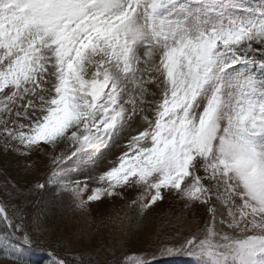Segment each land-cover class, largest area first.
I'll list each match as a JSON object with an SVG mask.
<instances>
[{
	"label": "snow or ice",
	"instance_id": "obj_1",
	"mask_svg": "<svg viewBox=\"0 0 264 264\" xmlns=\"http://www.w3.org/2000/svg\"><path fill=\"white\" fill-rule=\"evenodd\" d=\"M0 137L5 154L49 158L43 182L0 185L17 264L49 242L51 207L86 217L130 192L108 243L57 240L67 255L50 264H264V0H0ZM170 198L179 214L144 222ZM137 230L147 250L125 255Z\"/></svg>",
	"mask_w": 264,
	"mask_h": 264
},
{
	"label": "trees",
	"instance_id": "obj_2",
	"mask_svg": "<svg viewBox=\"0 0 264 264\" xmlns=\"http://www.w3.org/2000/svg\"><path fill=\"white\" fill-rule=\"evenodd\" d=\"M16 161L17 159L15 158L13 159L8 154H5V152L0 147V185L4 184L7 181L16 184L18 187H21L23 190L26 191L36 181L43 182V180L45 179L43 178V176H41L42 178H40L35 174L25 171L23 172L20 166H18L17 168L14 167V165L17 164ZM36 199L37 198L32 196L27 197L26 211L29 214H33L38 208L43 206L37 204ZM11 203L23 204L24 201L12 200ZM121 204L123 205H118L115 207L116 209L113 212V218L117 212H120V214L123 215L125 211L128 213L129 216H132L133 209L125 208V205L128 203L123 202ZM57 210L61 211L62 216H58V217L54 216V213ZM77 213H80V211L78 209H75L74 207H71L68 203L66 205H64V203H59L56 206L51 207L49 209V224L52 232L49 242H51V240L54 241L57 239L64 240L68 243V246L72 249L73 252L80 253V252H92L102 242L108 243L110 241L109 233L115 231L114 226H108V222L110 221H105L106 219L105 217L104 220L101 221V218H99L100 216L99 217L94 216L96 214L94 215L92 214L91 216H89L90 219L89 223L93 229L92 239H91L92 242L90 244H85L82 240L81 242H73L74 238L72 237L71 232H67V233L61 232L64 229V227L65 229L69 230L70 223L72 221L71 218L72 219L74 218L76 219V221H78L77 219L79 218ZM164 213H169V211L168 210L164 211L162 209L156 214H153L152 211L151 215L144 222L147 223L149 226H152L155 224V222L158 219H160L163 216ZM175 213L179 214V212H175ZM144 236H145V232L143 230L135 231L134 234L128 240V243L124 249V254L135 255L145 252L147 250V244L145 242ZM44 239H45L44 237L39 238V240L42 242H44ZM91 245L92 247L95 248H92ZM61 249L62 251L65 252L64 254L67 255L66 249L64 247ZM9 256L10 255L5 254V252L0 253V264H17V262L13 259H10ZM29 264H50V260L45 255H39V259H37V261L29 262Z\"/></svg>",
	"mask_w": 264,
	"mask_h": 264
},
{
	"label": "rangeland",
	"instance_id": "obj_3",
	"mask_svg": "<svg viewBox=\"0 0 264 264\" xmlns=\"http://www.w3.org/2000/svg\"><path fill=\"white\" fill-rule=\"evenodd\" d=\"M242 2L244 3H253L255 2V0H242ZM259 55V54H257ZM142 125L140 124L139 119H137L135 121V123L133 124V128H141ZM2 137H0V147L3 150V144H2ZM122 143H126V140L123 141ZM4 151V150H3ZM123 151V149L121 147H116L114 148L106 157L104 162L101 165V170H103V168L108 167V161L109 160H114L116 158V156H118L121 152ZM71 152V148H68L67 151L65 152V155H67L68 153ZM11 158H15L17 159L16 163L14 165V167H18L20 166L21 170L24 172H29L32 174H35L36 176L42 178L41 176H43V178H45L49 172H50V168L48 167L49 164V158L47 154H42V153H34L33 156L31 157V159H26V158H21L19 157L16 153L9 151L7 153ZM31 164L32 165V169L29 170L27 165ZM94 173L92 172H83L80 175H78L77 179H86L88 176L93 175ZM42 181V180H41ZM90 187L94 186L92 185V182L89 181ZM137 192H130L128 193L127 197L125 199H120V198H116V199H109V198H104L102 199V201H98V202H92L91 206V213L89 215H87L86 217H84L81 213H77L78 214V221H76V219H72L71 218V223H70V228L69 230L64 229L61 232H71L72 237L74 238L73 242H81V240L85 243V244H90L92 242V233H93V229L90 225V219L89 216H91L92 214H96L94 216H100L99 218H101V221L104 220V217L106 218L105 221H110L108 222V226H114L115 229V224L113 222V212L116 209L115 207L118 205H123L121 203H129L131 199H133L135 197V195H137ZM87 195V193L85 194ZM67 202H64V205H66ZM182 208V202L179 201H175L174 198H170L167 199L163 202L160 203L159 207H156V210L153 211V214H156L157 212L161 211L162 209L168 210L169 213H175V212H179L181 211ZM200 212L201 215H203V209H199L198 210ZM55 217L58 216H62L61 215V211L57 210L54 213ZM87 219V221H86ZM0 232L4 233L6 232L5 226L0 223ZM21 235V233H17V236L19 237ZM57 239V238H56ZM50 240V239H49ZM58 240V239H57ZM57 240H51V242H42L39 240L38 243H34L32 244V246L30 248L25 247L23 249L22 255L23 258L26 261H32V259H37V257H39V255H45L46 257L49 258L48 255H46L45 253L48 252L49 250L55 252V254L57 256L60 257H65L66 255L64 254L65 252L62 251L61 248L63 247H58L56 244ZM94 240V239H93ZM56 244V245H55ZM95 246V245H93ZM92 247V245H91ZM95 248V247H92ZM7 255H10L9 251L5 248H0V253H4ZM38 254H37V253ZM37 254V255H35ZM136 255V254H135Z\"/></svg>",
	"mask_w": 264,
	"mask_h": 264
}]
</instances>
